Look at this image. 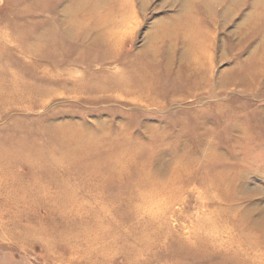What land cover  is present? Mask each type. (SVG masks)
<instances>
[{
  "label": "rangeland",
  "instance_id": "374dc122",
  "mask_svg": "<svg viewBox=\"0 0 264 264\" xmlns=\"http://www.w3.org/2000/svg\"><path fill=\"white\" fill-rule=\"evenodd\" d=\"M0 264H264V0H0Z\"/></svg>",
  "mask_w": 264,
  "mask_h": 264
},
{
  "label": "bare ground",
  "instance_id": "6f19581e",
  "mask_svg": "<svg viewBox=\"0 0 264 264\" xmlns=\"http://www.w3.org/2000/svg\"><path fill=\"white\" fill-rule=\"evenodd\" d=\"M114 30H118V29L115 28ZM114 30H112V31L109 32V33H110V34L114 33ZM118 33H119V32H118ZM113 35H114V34H113ZM115 35H116V33H115ZM117 37H118V36H117ZM117 37H116V38H117Z\"/></svg>",
  "mask_w": 264,
  "mask_h": 264
}]
</instances>
